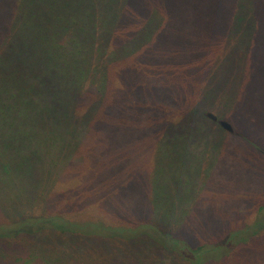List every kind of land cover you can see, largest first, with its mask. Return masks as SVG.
<instances>
[{
    "label": "trees",
    "instance_id": "obj_1",
    "mask_svg": "<svg viewBox=\"0 0 264 264\" xmlns=\"http://www.w3.org/2000/svg\"><path fill=\"white\" fill-rule=\"evenodd\" d=\"M147 1L0 0V15L3 9L9 16L8 20L0 19V62L6 64L0 67L3 94L0 93V98H11L5 83L12 74L28 84L31 99L44 88L59 96L73 95L72 85L64 79L61 81L54 66L59 56L78 72L89 62L102 67L110 86L117 83L111 67L105 65V56L117 55L118 51L123 52V57L142 52L149 42L148 37L158 34L162 20L170 18L166 7L172 2ZM191 1L192 11L202 16L200 18L217 20L216 30L220 29L221 22L224 31H232L239 23L242 25L246 37L239 53L251 59L243 66L246 75L255 76L259 66L264 68V59L255 62L253 57L254 53L257 58L260 52L264 54V0H209L207 5L203 0ZM173 6L177 14H184L177 10L182 6L180 0H173ZM158 9L163 10L162 14ZM185 15L194 16L189 10ZM143 19L148 20L145 25L140 24ZM133 20H136L135 25L130 23ZM158 22L159 29L154 33ZM30 30L37 35L29 36ZM169 31L170 34L178 32L171 28ZM127 35H144L146 42L141 43L138 37L132 44L134 40L130 43ZM38 48L46 54L57 53L56 58L47 60L50 66L37 57ZM85 73L80 72L82 79ZM90 83L93 88L89 95L96 98L95 102L89 105L81 98L87 91L82 92V84H79L77 97L73 95L76 103L71 108L65 107L57 116L58 128H70L73 134L78 130L88 133L91 125L97 126L105 104L101 89L96 88L93 81ZM244 87L237 84L236 93L242 95ZM212 95L209 94L211 98H218ZM79 109L85 110L83 115ZM195 109L187 107L181 115L160 121L157 131L154 130L155 156L143 172L151 186L142 194V206L105 212L93 200L78 198L68 191L49 194V200L39 207L27 206L5 216L0 213V264H264V194L247 201L246 205L255 213L249 222L237 220L246 216L237 211L228 222L217 224L215 234L206 226L202 230L182 227L181 216L187 214L184 208L187 204H193L188 213L199 218L203 214L199 209L209 208L212 203L216 205L213 189L203 194L201 190L191 192L186 188L187 180L193 183L205 179L199 156L204 153L200 146L217 134L231 137L206 116L211 110L216 111L215 108H205L200 111L201 115L195 113ZM216 115L219 119L222 117L218 112ZM246 141L254 146L256 155L264 162L261 153L264 144L253 141L250 136ZM59 142L65 153L78 150L81 145L69 136H61ZM225 167L232 171V166ZM194 191L197 198L191 197ZM232 194L234 192L228 196ZM174 195L184 203L189 202L177 215L171 205L165 208ZM96 205L99 208L96 209ZM196 208L197 212H193Z\"/></svg>",
    "mask_w": 264,
    "mask_h": 264
},
{
    "label": "rangeland",
    "instance_id": "obj_2",
    "mask_svg": "<svg viewBox=\"0 0 264 264\" xmlns=\"http://www.w3.org/2000/svg\"><path fill=\"white\" fill-rule=\"evenodd\" d=\"M169 1L172 3L166 9L170 18L162 20L158 34L148 37L142 52L123 57V52L118 51L117 55L105 56V65L111 67L117 82L112 86L106 80L105 70L91 62L81 66L78 72L61 56L55 61L61 81L72 85L74 96L77 97L78 86L82 84V92L87 93L81 98L92 105L96 98L89 95L93 88L91 81L103 93L105 108L97 126L91 125L88 133L78 130L71 134L70 128H58L56 124L60 111L71 108L77 101L71 93L59 96L44 88L31 99L30 88L22 77L12 74L7 78L5 87L11 91V98H0L2 216L27 206L39 207L49 200V194L68 191L78 198L93 200L105 212L139 208L142 194L151 186L143 172L155 156L154 130L159 122L181 115L187 107H195L198 115L205 108L213 107L216 111L209 113L217 116L218 112L222 116L218 119L228 122L233 132L220 126L231 137L217 134L203 141L200 149L204 155L199 156L205 179L193 183L187 180L185 184L191 192L196 189L205 194L207 189H213L216 205L212 203L209 208L199 209L202 216L193 217L188 213L193 204L184 203L174 195L165 208L171 205L177 215L189 203L184 207L187 214L181 216L182 227L202 230L206 226L212 234L216 233L219 222H228L237 211L246 215L237 220L253 219L255 213L246 203L264 194V162L246 139L250 136L253 141L264 144V68L259 66L255 76L246 75L243 66L251 59L239 53L246 37L240 23L232 31H224L221 22L220 29L216 30L217 20L196 15L190 7L191 0H180L182 6L177 10L184 11L183 15L177 14L173 0ZM158 10L162 14L163 10ZM186 10L194 16L185 15ZM2 12L0 19L8 20L7 11L2 9ZM147 21L143 19L140 24L145 25ZM130 23L135 25L136 20ZM170 28L178 32L170 34ZM158 29L159 22L153 32ZM30 31L29 36L37 35ZM139 35H127V39L130 43L134 40L132 44L138 37L141 43L146 42L144 35ZM261 53L258 58L254 53L255 62L264 59ZM56 54L37 50V57L47 65V60L56 58ZM82 70L86 71L84 79L80 76ZM237 84L246 86L242 88V95L236 93ZM229 87H233L231 91L227 90ZM209 94L218 98H211ZM79 111L83 115L85 110ZM61 136L80 142V148L65 153L59 142ZM261 153L264 155V149ZM225 166H232V171ZM193 193L191 197L197 198V192Z\"/></svg>",
    "mask_w": 264,
    "mask_h": 264
},
{
    "label": "water",
    "instance_id": "obj_3",
    "mask_svg": "<svg viewBox=\"0 0 264 264\" xmlns=\"http://www.w3.org/2000/svg\"><path fill=\"white\" fill-rule=\"evenodd\" d=\"M206 116L211 119L212 121L214 122H218L220 124V126L225 129L226 131H229V132H233V128L232 126L224 121V120H219L217 116L213 115L212 113H207Z\"/></svg>",
    "mask_w": 264,
    "mask_h": 264
}]
</instances>
